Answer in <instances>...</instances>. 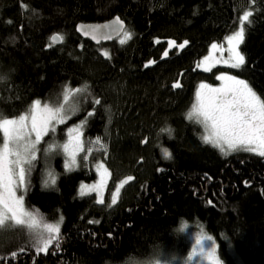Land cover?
<instances>
[{
	"label": "trees",
	"instance_id": "16d2710c",
	"mask_svg": "<svg viewBox=\"0 0 264 264\" xmlns=\"http://www.w3.org/2000/svg\"><path fill=\"white\" fill-rule=\"evenodd\" d=\"M245 11L253 23L245 22L246 65L236 71L264 98V0H0V111L13 117L34 100L56 104L66 89L70 99L92 98L44 136L25 197L42 222L62 218L59 248L38 254L27 231L0 232V264L172 260L188 252L192 222L215 240L222 264H264V157L223 154L185 119L198 83L213 79V70L197 65L240 26ZM114 15L126 26L112 42L95 45L75 32L78 22ZM55 33L63 37L58 44L50 40ZM89 112L82 133L99 139L109 186L133 177L112 207L106 198L100 204L94 194L79 195L95 179L94 152L64 171L55 148V186L41 184L44 146L61 143L68 126Z\"/></svg>",
	"mask_w": 264,
	"mask_h": 264
},
{
	"label": "snow or ice",
	"instance_id": "6c2138e0",
	"mask_svg": "<svg viewBox=\"0 0 264 264\" xmlns=\"http://www.w3.org/2000/svg\"><path fill=\"white\" fill-rule=\"evenodd\" d=\"M253 13L245 11L240 17V27L232 35L226 37L228 43V53L230 67L240 69L246 65V57L239 50L240 45L245 41V22L250 26L253 21ZM116 23L123 27V22L116 18ZM103 27H108L104 25ZM92 32L97 28L93 27ZM87 35V33H85ZM128 38L131 33L125 31ZM63 39V37H60ZM122 44L124 40L120 41ZM173 42L170 41L171 45ZM187 41L179 47L184 48ZM217 44L213 43L211 48L217 49ZM104 55L107 57L108 53ZM206 60L209 57L205 58ZM225 61V63H229ZM202 65L198 64L197 67ZM209 71L210 68H204ZM6 77L0 74V81ZM223 83L219 87L201 83L195 94V102L186 113L185 119L193 124L200 125L203 133L200 134L201 142L210 144L221 153L230 154L234 152H244L264 157V98H262L246 80L232 75H220L217 77ZM174 88L181 87L180 83H175ZM82 89H77L79 92ZM68 96H65V100ZM95 104L101 101L96 99ZM93 115L88 113V117L82 122L80 127L87 125V120ZM67 119L64 107L53 108L48 104L41 105L40 100L32 102L28 108L18 116L9 117L0 111V231H27L33 236L32 247L36 252L47 253L49 246L55 244L60 246V222L46 223L37 213L30 211L25 206V197L31 188L30 177L37 160L39 145L50 131H55V124L63 123ZM162 132L171 133V129H161ZM75 133V135H73ZM80 128L69 129V139L63 145H50L43 151H52L55 148H62L63 152L70 158V163H65L66 171H73L76 164V155L83 150ZM89 143H93L89 141ZM99 143V139L95 142ZM164 158H170L171 153L165 149ZM86 159V157H85ZM100 180L97 184L86 187L81 186L79 195L81 197L90 192L99 194L101 188L105 186V177L108 170L103 164L99 165ZM133 177H127L116 187L112 193V207L117 203L121 188L125 183L131 181ZM56 183V176L48 173L43 181L42 187L53 188ZM97 203L103 204L102 198H97ZM93 221H90L92 223ZM186 226V225H185ZM183 231V228H181ZM207 242V243H206ZM16 256V253L12 254ZM128 264H172L168 257L149 258L145 261L130 260ZM183 264H222L218 256L217 246L213 238L201 231L196 236L195 244Z\"/></svg>",
	"mask_w": 264,
	"mask_h": 264
},
{
	"label": "rangeland",
	"instance_id": "374dc122",
	"mask_svg": "<svg viewBox=\"0 0 264 264\" xmlns=\"http://www.w3.org/2000/svg\"><path fill=\"white\" fill-rule=\"evenodd\" d=\"M239 27L235 31H237L239 29ZM234 32H232L228 36L232 35ZM215 44H217V46H218L217 49L213 50L211 48V45H210V47L208 48L207 53L201 58V60L199 62V64L202 65L201 67H199L200 69L204 70V68H210V70H213V74H212L213 79L211 81H200L198 83L197 87H196V91H197V89H198V87H199V85L201 83L209 84V85H212L213 87H219L223 83L221 80L217 79V77L220 76V75H232V76H236V77H238L240 79H243L237 73L236 70H238V69H233V68L230 67L231 61H229V53L227 51L228 43H227L226 37L224 38V40L222 42L215 43ZM239 50L241 52L240 48H239ZM206 57H209V59L206 60L205 59ZM225 61H229V63H225ZM243 80H246V79L244 78ZM76 92L77 91L74 90L73 92H71V94H75ZM68 93H69V90L66 89L65 92H64L65 95L56 104L52 103L51 101L50 102L49 101H41V105L48 104L50 107H53V108H58V107L63 106L65 114L67 116V119H69L72 115H74V113H75L74 108H75V105L77 103L80 102L82 104L84 101L86 102V101L92 99L91 96L87 95L86 93H82V94L79 93V94L74 95L75 96L74 100L72 99V97H71V99H70V97H68V99L65 100V96ZM194 102H195V99H194ZM31 104L32 103H30V105ZM67 119H65V120H67ZM82 122H83L82 120H78L77 122L75 121V123L69 125L68 128L65 131V136H64V139H63V141L61 143H59V144L49 143V144L44 146V149H47L50 145H63V144H65L68 141V139H69V129L80 128V132L82 134L81 135V140L83 141V150L79 151L77 153L76 162H77V157L79 155H82V157L84 159H85V157H86V159H88V158H90L92 156V154L94 152V156L96 157V159L93 160V163L91 165L93 170H94V172H95V179H94V181L89 182L88 184L83 185V186L90 187V186H93V185H95V184H97L99 182V180H100V172H102L103 169H100V171H98V168H99V165L103 164L104 168H106L108 170V175H106V177H105V180H106L105 186L100 189L99 194H97L96 192H90L88 194H94L95 197H96V200H97L98 195H99V197L102 198L103 201L106 198L107 201L109 203H111L112 193L116 191L117 185H119L122 181H126L127 178H125L123 180L121 179L119 182H115V183L111 184V187L109 186L111 173H110L109 168L105 164V155H106L105 151H104L102 145L100 144V142L99 143H95L97 141V139L89 140V139H85L84 138L83 133H82V127H80ZM57 125L58 124H55V128L57 127ZM201 133H203V128L200 126V134ZM73 135H75V133H73ZM89 141H92L93 143H89ZM58 150H59L58 151V155L60 157L59 163H60L62 169L64 171H66L65 170V163L66 162L70 163V158L63 152L62 148H58ZM37 154H38V152H37ZM55 154H56L55 153V149H53L52 151H48V152L42 151V157H43V170H42L43 174H42V176H43V179H42L41 184H43V181H44V179L46 178V176L48 175L49 172H51L53 175H55V171H54V169L52 167L53 159L55 157L54 156ZM75 165L73 166V168L75 167ZM80 190H81V188H80ZM119 195H120V193H119ZM118 198H119V196H118ZM187 227L188 228L186 230L185 229L184 230L186 231V234H187L186 237H187V240H188V243H189V250L185 254L184 257H182V256H174L172 258V264H183V261L188 257V255L192 251V248H193V246L195 244L196 236L198 234H200L201 231H203L204 234L209 235L203 230V228L200 226V224L198 222H192ZM0 232L4 233V232H9V231H0ZM213 241L215 242L214 239H213ZM215 244H216V242H215Z\"/></svg>",
	"mask_w": 264,
	"mask_h": 264
},
{
	"label": "water",
	"instance_id": "95a60500",
	"mask_svg": "<svg viewBox=\"0 0 264 264\" xmlns=\"http://www.w3.org/2000/svg\"><path fill=\"white\" fill-rule=\"evenodd\" d=\"M116 18H119V20L123 22L122 28L116 23ZM104 25H108V27H103ZM125 26V21L120 16L114 15L113 17L104 21L78 22L75 26V31L83 39H87L93 44L99 45L101 43L112 42L115 38L121 36ZM93 27L97 28L96 32L91 31ZM85 33H87V35H85ZM50 40L54 44L61 42L60 35L57 33L52 34Z\"/></svg>",
	"mask_w": 264,
	"mask_h": 264
},
{
	"label": "flooded vegetation",
	"instance_id": "af4514ba",
	"mask_svg": "<svg viewBox=\"0 0 264 264\" xmlns=\"http://www.w3.org/2000/svg\"><path fill=\"white\" fill-rule=\"evenodd\" d=\"M243 54V53H242ZM244 79V76H241Z\"/></svg>",
	"mask_w": 264,
	"mask_h": 264
},
{
	"label": "bare ground",
	"instance_id": "6f19581e",
	"mask_svg": "<svg viewBox=\"0 0 264 264\" xmlns=\"http://www.w3.org/2000/svg\"><path fill=\"white\" fill-rule=\"evenodd\" d=\"M184 256H185V255H184ZM184 256H183V257H184Z\"/></svg>",
	"mask_w": 264,
	"mask_h": 264
}]
</instances>
